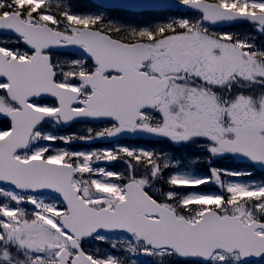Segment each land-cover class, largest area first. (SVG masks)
I'll return each instance as SVG.
<instances>
[{
    "label": "snow or ice",
    "instance_id": "6c2138e0",
    "mask_svg": "<svg viewBox=\"0 0 264 264\" xmlns=\"http://www.w3.org/2000/svg\"><path fill=\"white\" fill-rule=\"evenodd\" d=\"M0 264H264V0H0Z\"/></svg>",
    "mask_w": 264,
    "mask_h": 264
}]
</instances>
